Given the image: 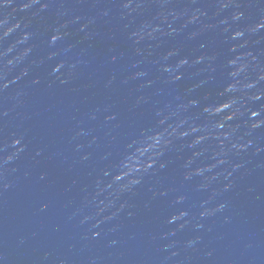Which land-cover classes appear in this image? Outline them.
<instances>
[{
  "label": "water",
  "instance_id": "water-1",
  "mask_svg": "<svg viewBox=\"0 0 264 264\" xmlns=\"http://www.w3.org/2000/svg\"><path fill=\"white\" fill-rule=\"evenodd\" d=\"M0 264H264V0H0Z\"/></svg>",
  "mask_w": 264,
  "mask_h": 264
}]
</instances>
